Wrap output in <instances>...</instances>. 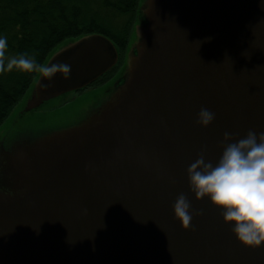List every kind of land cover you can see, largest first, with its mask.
<instances>
[{"label": "water", "instance_id": "95a60500", "mask_svg": "<svg viewBox=\"0 0 264 264\" xmlns=\"http://www.w3.org/2000/svg\"><path fill=\"white\" fill-rule=\"evenodd\" d=\"M139 16L102 101L35 152L0 148V264H264V243H239L186 174L201 152L215 163L225 132H264V0H145ZM118 58L99 34L63 46L46 65L69 74L40 75L22 113L90 87ZM180 193L186 230L172 212Z\"/></svg>", "mask_w": 264, "mask_h": 264}, {"label": "trees", "instance_id": "16d2710c", "mask_svg": "<svg viewBox=\"0 0 264 264\" xmlns=\"http://www.w3.org/2000/svg\"><path fill=\"white\" fill-rule=\"evenodd\" d=\"M139 5L140 0H0L5 60L26 54L46 65L55 51L94 34L110 39L120 56L125 55L135 40ZM39 76L15 69L0 72V127Z\"/></svg>", "mask_w": 264, "mask_h": 264}, {"label": "clouds", "instance_id": "9594fccd", "mask_svg": "<svg viewBox=\"0 0 264 264\" xmlns=\"http://www.w3.org/2000/svg\"><path fill=\"white\" fill-rule=\"evenodd\" d=\"M6 48V37L0 35V72L15 69L35 72L44 78H52L58 72L65 78L69 74L70 65L63 62L45 65L26 54L5 60ZM213 119L214 113L205 107L196 114V123L201 127H207ZM220 143L221 152L215 163L207 161L201 152L188 165L189 190L194 198H206L221 210L223 222L231 226L239 243L260 246L264 243V132L249 130L236 140H231L225 132ZM172 212L182 229L190 227L193 211L183 193L176 196Z\"/></svg>", "mask_w": 264, "mask_h": 264}, {"label": "rangeland", "instance_id": "374dc122", "mask_svg": "<svg viewBox=\"0 0 264 264\" xmlns=\"http://www.w3.org/2000/svg\"><path fill=\"white\" fill-rule=\"evenodd\" d=\"M144 1L140 0V9ZM130 47H128L125 55L120 56L117 69H113L101 78L99 83L92 88L86 89L83 93L78 95L76 93L66 94L43 104L36 111L24 114L22 113L24 104H26L31 93L26 94V97L17 105L18 107L9 116L4 125L0 127V145L4 144L0 148L5 146L7 142L16 139L30 144L27 146L28 151L35 152L37 147L40 146L39 141L45 139V136L57 132L58 128L65 126L64 124L72 123L76 119L81 118L83 112L90 111L94 105L98 104L110 93L109 89L119 78L123 69L127 67L128 59L126 58ZM6 187L12 189L10 185Z\"/></svg>", "mask_w": 264, "mask_h": 264}, {"label": "bare ground", "instance_id": "6f19581e", "mask_svg": "<svg viewBox=\"0 0 264 264\" xmlns=\"http://www.w3.org/2000/svg\"><path fill=\"white\" fill-rule=\"evenodd\" d=\"M56 52H57V51H55V53H56ZM55 53H54V54H55ZM47 63H48V62H47ZM38 78H39V77H38ZM37 80H38V79H37ZM36 82H37V81H36ZM34 86H35V83H34ZM34 86H33V87L31 88V90L29 91L30 93L32 92ZM29 92H28V93H29ZM25 97H26V96H25Z\"/></svg>", "mask_w": 264, "mask_h": 264}, {"label": "flooded vegetation", "instance_id": "af4514ba", "mask_svg": "<svg viewBox=\"0 0 264 264\" xmlns=\"http://www.w3.org/2000/svg\"><path fill=\"white\" fill-rule=\"evenodd\" d=\"M116 81H117V80H116ZM116 81H115V82H116ZM92 87H94V86H92ZM92 87H90V88H92ZM88 89H89V88H88ZM83 92H84V91H83ZM83 92H82V93H83ZM76 94L78 95V94H80V93H77V92H76Z\"/></svg>", "mask_w": 264, "mask_h": 264}]
</instances>
